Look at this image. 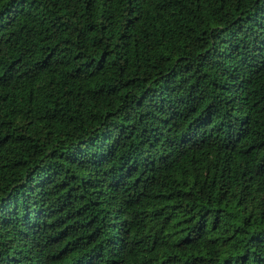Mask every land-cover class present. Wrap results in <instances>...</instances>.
<instances>
[{
	"label": "trees",
	"instance_id": "1",
	"mask_svg": "<svg viewBox=\"0 0 264 264\" xmlns=\"http://www.w3.org/2000/svg\"><path fill=\"white\" fill-rule=\"evenodd\" d=\"M0 264H264V0H0Z\"/></svg>",
	"mask_w": 264,
	"mask_h": 264
}]
</instances>
